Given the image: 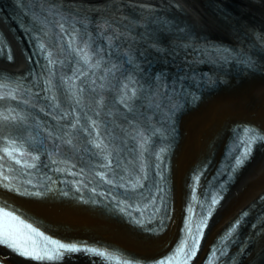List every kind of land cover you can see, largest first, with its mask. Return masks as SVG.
I'll return each instance as SVG.
<instances>
[{
    "label": "bare ground",
    "instance_id": "bare-ground-1",
    "mask_svg": "<svg viewBox=\"0 0 264 264\" xmlns=\"http://www.w3.org/2000/svg\"><path fill=\"white\" fill-rule=\"evenodd\" d=\"M72 1L91 6H102L107 2V0ZM157 1L158 3L152 5L158 7L160 2L163 3L166 8L162 13L168 19H174L177 27H186L187 29L186 33L182 34L160 32L159 35H152L159 42L171 43L181 40L184 34H189L191 36H206L230 44H232L230 39H233L235 44L249 48L252 43L259 44V39L264 40V17L260 12L258 13L259 9L257 10L255 7V3L264 5V0ZM59 2L58 0L52 1L53 4H59ZM136 3L151 5V3L141 0H119L118 5L115 2L112 4L108 13L99 12L94 16L102 20L105 18L117 20L120 15H124L126 12L135 18H141L142 14L145 16L142 12L145 8L141 7L139 10L138 7L129 5ZM60 4L65 6L64 3ZM217 4L223 6L227 12H223V14L215 12L214 7ZM0 5L3 8L0 14V29L10 44H13L15 58L13 62L8 63L0 60V71H6L8 68L15 72L25 71L27 69V60L23 52L25 46L18 39V33L12 29L15 24L11 22L9 14H15V9L10 0H0ZM72 9L85 12V10L74 6ZM214 15L216 18L220 17L225 24L231 25V29L217 25L215 22L213 24L209 16ZM6 18L9 20H5ZM155 58L158 59V57ZM189 60H193V58L189 57ZM259 60L260 68H262L261 73L239 71V73L229 74L217 89L205 92L206 98L199 101L196 107L181 114V121L179 120L181 128L171 159L174 210L171 219L165 224L167 229L158 236L134 229L125 220L109 213L105 208L89 206L75 199L67 200L57 196L45 199L21 197L3 189H0V197L37 218L43 223L46 230L57 236L60 235L67 239L84 238L89 241L106 243L134 256L147 259L163 255L169 251L170 246L178 240L180 235L185 217L184 207L190 190V177L194 170L199 166L209 165L207 173L210 170L214 171L210 168L217 167L222 162L221 158L227 143L231 141L232 129L236 124L254 125L264 134V55H260ZM230 76L236 77L231 80ZM229 83H232L231 86H228ZM225 179L226 176L223 180ZM262 194H264V146L256 151L254 158L243 168L241 173L237 174L235 181L230 186L229 194L212 219L203 252L196 264L203 260L218 235L245 208H253L251 210L253 212L258 210L260 202L256 200ZM257 223L259 226L253 229L252 227ZM247 224V227L240 233L243 247L238 254L244 253L240 256L237 264H264V221H261L256 215ZM257 229L259 232L256 233ZM0 253V257L9 254L1 248ZM3 258L11 264H46L20 257ZM48 264L102 263L92 262L91 258L83 255H75L67 261Z\"/></svg>",
    "mask_w": 264,
    "mask_h": 264
},
{
    "label": "snow or ice",
    "instance_id": "snow-or-ice-1",
    "mask_svg": "<svg viewBox=\"0 0 264 264\" xmlns=\"http://www.w3.org/2000/svg\"><path fill=\"white\" fill-rule=\"evenodd\" d=\"M33 4L38 11L31 13V24L32 26L27 29L28 32L33 33V39L36 41V47L38 50L44 54L45 59L48 61V65H55L60 63L57 59H53V49L56 47V44L53 43V40L58 43L60 41H65L62 50H68L73 58L77 59L78 63H82L89 70L100 69L104 66L105 56L104 48L99 47L96 44L95 37H100L105 41V47L109 49L108 54L111 55L112 51L119 48V42L123 36V32L120 31L122 25L118 23L115 18H105L103 20H95L90 18L88 14L82 10L70 9L65 11L63 5L59 9H56L55 5L50 2V0H33ZM55 16L56 19L54 24L50 21V17ZM58 29V32L53 34L52 27ZM91 26V29H90ZM5 54V49L0 47V55ZM7 59H12V54L7 51ZM131 63V61H128ZM250 63V60L247 61ZM117 66L113 64L111 67H108L104 72V76L101 79L113 74V69ZM51 74V73H50ZM89 73L87 71H79L78 75H75L76 79L87 76ZM95 75V73H92ZM157 83L155 87H145L143 85L138 86V82L131 77H127L125 82L117 81L116 87L119 91V103L127 110L128 113L133 115V119L136 120V124L133 125V139L138 141V147L141 149L139 155L142 157L144 152L148 151L146 147L150 142V136L145 134V128L141 125H146V128L151 131L152 135H156L159 132V129L152 128L150 121V116L148 113L154 115H163V110L168 108L169 111H173L175 105L172 104V100L176 95V85L169 86L167 81H161V78L158 76L156 78ZM83 83V81H82ZM93 85L96 83L95 80L91 82ZM45 91H51L55 85L52 80L49 79L45 81ZM105 87L104 84L100 85V89L103 90ZM21 86L17 83L14 87L9 84L0 82V102L5 100H17V94L20 92ZM91 91L95 92V88H91ZM30 91V90H29ZM84 91L83 88L79 89L78 92H73L75 98V103L77 105L81 104L80 93ZM39 94L37 93V96ZM53 102L56 101V97L53 95L48 97ZM143 100H148V103H140ZM23 103H29L27 100H24ZM97 107H103L104 101L103 96L97 93V98L95 99ZM139 104L140 108L145 109L144 112L140 113L142 120H137V105ZM75 111V109H73ZM99 115V113H97ZM63 118V117H62ZM26 119L25 116L17 113L15 109L8 108L3 109L0 107V130L5 127H8L17 122L22 123ZM127 123H131L126 121ZM80 123L79 118L75 120V123L71 124L72 128H75ZM92 128H98L96 121L91 122ZM88 129L85 128L84 131ZM248 132V130H245ZM96 136L100 137V132H96ZM19 138L10 135H4L0 131V184H3L4 181L9 180V176L6 175V171H11V167L6 169L5 162L11 161L16 165H21L23 168H36L35 161L39 160V156H33L30 152L24 150V144L18 142ZM264 140V136L251 134L247 135L245 138L241 139L237 143V149L239 150L238 157L236 158V166H239L247 160L252 153V146L257 142ZM66 143L71 144V140H67ZM107 149V145L103 144V140L99 139L95 142L96 148H101V146ZM164 151V149H161ZM112 153L108 152L105 156L107 163L101 165L102 168L111 171L112 165ZM21 157H29L32 163H29L27 159L22 160ZM157 159H159V154H157ZM119 166V162H118ZM61 171V169H57ZM100 180L107 183L113 184V179H108L107 172L97 173ZM148 178L147 172L145 171V166L141 164L138 173L129 174L127 183H121L119 187L126 188L131 193H135L138 189L144 188V181ZM120 180H124V176L119 177ZM27 183H32L31 180H28ZM83 183V181H81ZM4 187H9V184H3ZM87 187V185H85ZM95 192V189H92ZM39 195V193H36ZM151 203H155V199L151 200ZM213 204L218 203L217 200L212 201ZM129 208L133 205H128ZM144 208H149V204H145ZM135 211L140 212L143 215L141 209L137 206ZM159 211V209H156ZM247 213H243V216H246ZM240 220H237L232 229L226 234L225 239L230 238L232 233L235 231L236 226H238ZM33 234L37 236H43V233L38 232L31 224H26L19 216L13 215L12 212L0 211V245H3L17 255L35 259V260H59L65 253L68 252H79L85 251L99 256H104L105 253L99 251L96 248H81L75 244H64L59 241L48 240V244L39 246L36 244V241L33 239ZM187 243V242H185ZM51 245V247H49ZM193 248L190 249L185 254L184 264H188V260L195 255V241H193ZM183 251V249H181ZM223 254V252L221 253ZM2 264V262H0ZM160 264H172V258L169 257L166 260L160 261Z\"/></svg>",
    "mask_w": 264,
    "mask_h": 264
},
{
    "label": "water",
    "instance_id": "water-1",
    "mask_svg": "<svg viewBox=\"0 0 264 264\" xmlns=\"http://www.w3.org/2000/svg\"><path fill=\"white\" fill-rule=\"evenodd\" d=\"M214 11L219 14H223V12H227L223 6L217 4L214 7ZM148 33L151 35H159L160 32H165L167 34L175 33V34H182L186 33V27H177L176 21L174 19L159 21V22H151L148 25Z\"/></svg>",
    "mask_w": 264,
    "mask_h": 264
},
{
    "label": "rangeland",
    "instance_id": "rangeland-1",
    "mask_svg": "<svg viewBox=\"0 0 264 264\" xmlns=\"http://www.w3.org/2000/svg\"><path fill=\"white\" fill-rule=\"evenodd\" d=\"M12 0H10V2H11ZM13 2V1H12ZM232 3V2H231ZM233 4V3H232ZM255 7H256V9L258 10L259 9V11H258V13L260 12L261 13V15L264 17V5L262 4V3H255ZM258 5H260V6H258ZM258 6V7H257ZM233 8H236V6H233ZM262 11V12H261ZM263 13V14H262ZM209 19H210V21L214 24V22L217 24V25H220V26H223L224 28H226V27H228L229 29H231V25H229L228 23H224V22H222V20H221V18L220 17H217L216 18V15H214V16H209ZM216 20V21H215ZM230 41L232 42V44H235V42H234V40L233 39H230ZM234 42V43H233ZM12 46H13V44H12ZM24 52V51H23ZM25 54V53H24ZM24 57H25V55H24ZM2 62H4V63H8L7 62V60L5 61L4 59H0ZM8 70H10V71H12V72H15V71H13L11 68H8ZM235 77L236 76H230V78H231V80L232 79H235ZM231 84L232 83H229V85L228 86H231ZM226 86V85H225ZM206 98V97H205ZM180 121H181V119H180ZM180 121H179V126H180ZM180 128H181V126H180ZM180 136H181V133H180Z\"/></svg>",
    "mask_w": 264,
    "mask_h": 264
}]
</instances>
